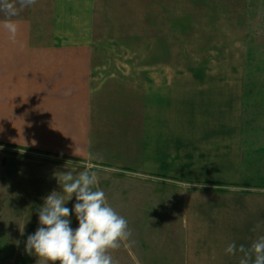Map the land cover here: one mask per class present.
<instances>
[{
  "label": "crops",
  "instance_id": "obj_1",
  "mask_svg": "<svg viewBox=\"0 0 264 264\" xmlns=\"http://www.w3.org/2000/svg\"><path fill=\"white\" fill-rule=\"evenodd\" d=\"M94 3L0 11V197L20 150L137 171L176 185L184 264H239L227 245L264 235V128L247 126L242 69L146 49L137 65L95 63Z\"/></svg>",
  "mask_w": 264,
  "mask_h": 264
},
{
  "label": "rangeland",
  "instance_id": "obj_2",
  "mask_svg": "<svg viewBox=\"0 0 264 264\" xmlns=\"http://www.w3.org/2000/svg\"><path fill=\"white\" fill-rule=\"evenodd\" d=\"M94 6L95 63L137 65L146 49L148 62L236 66L243 74L247 126L264 128V0H95ZM85 170L95 172V188L128 222L130 237L110 251L114 264H184L176 185L137 171L28 150L6 162L0 264H45L26 251L28 236L41 226L44 198L62 192V173L76 177ZM75 203L73 195L65 206L73 209ZM69 219L70 227L78 228L74 210Z\"/></svg>",
  "mask_w": 264,
  "mask_h": 264
},
{
  "label": "clouds",
  "instance_id": "obj_3",
  "mask_svg": "<svg viewBox=\"0 0 264 264\" xmlns=\"http://www.w3.org/2000/svg\"><path fill=\"white\" fill-rule=\"evenodd\" d=\"M18 3L19 9L9 0H0V11L6 16H15L36 0H18ZM4 27L10 39L15 40L17 25L6 21ZM58 181L62 192L54 191L44 198L39 210L41 226L28 236L26 251L42 258L45 264H114L110 251L118 249L131 233L127 220L107 203L105 193L95 188V172L85 170L74 177L68 171ZM73 195L76 203L69 209L65 204ZM73 210L79 223L75 230L70 227L69 219ZM224 251L228 255L243 254L239 264H264V235L248 248L244 245L237 248L232 242Z\"/></svg>",
  "mask_w": 264,
  "mask_h": 264
}]
</instances>
